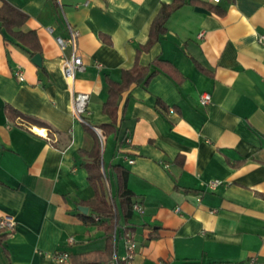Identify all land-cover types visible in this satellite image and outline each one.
Masks as SVG:
<instances>
[{
  "label": "crops",
  "instance_id": "crops-1",
  "mask_svg": "<svg viewBox=\"0 0 264 264\" xmlns=\"http://www.w3.org/2000/svg\"><path fill=\"white\" fill-rule=\"evenodd\" d=\"M4 1L28 15L22 29L37 32L43 65L0 24V217L16 221L11 233L0 229V264H60L58 250H106L103 220L84 217L94 214L87 164L98 139L108 201L120 207L123 170L143 207L109 234L119 256L130 232L131 264H248L252 256L264 264V0H186L150 45L153 19L173 0ZM69 24L85 64L74 89L88 94L89 121L103 136L73 112L64 74L71 46L56 40ZM136 65L154 74L105 110L110 81Z\"/></svg>",
  "mask_w": 264,
  "mask_h": 264
},
{
  "label": "trees",
  "instance_id": "trees-1",
  "mask_svg": "<svg viewBox=\"0 0 264 264\" xmlns=\"http://www.w3.org/2000/svg\"><path fill=\"white\" fill-rule=\"evenodd\" d=\"M186 0H173L172 3L163 4L158 14L152 21L150 29V40L148 45L153 44L159 36L166 30V22L171 13L182 6ZM210 8V7H209ZM211 9V8H210ZM28 20V15L21 9L15 7L8 1H4L0 6V24L4 26L10 34L16 39L25 44L32 55L41 53V44L38 34L35 30L25 31L22 26ZM150 67H140L136 65L133 69L125 70L123 72L121 82L110 81V98L105 104V110L115 107L122 91L129 88L133 83L147 82L154 73H149ZM90 127V126H89ZM103 133L108 130L101 127ZM93 129V128H92ZM91 162L87 164L88 178L95 189V197L90 202L93 209V215H84L88 221L96 222L95 216L99 220H103L101 225L106 228L108 233L107 248L104 252H95L84 254L82 256H70L73 264H112L115 254L114 238L110 233H114L116 228L121 224L120 217L123 215L128 219L133 212V191L128 187L126 180V171H121L120 185L118 189V196L120 199V207L113 208V205L108 201L105 191V179L107 173L103 170V160L101 154V144L98 141L95 143L92 150L89 152ZM121 208V209H120ZM109 220V222H107ZM127 230H133L130 227H125ZM121 264H126L121 262Z\"/></svg>",
  "mask_w": 264,
  "mask_h": 264
},
{
  "label": "built area",
  "instance_id": "built-area-1",
  "mask_svg": "<svg viewBox=\"0 0 264 264\" xmlns=\"http://www.w3.org/2000/svg\"><path fill=\"white\" fill-rule=\"evenodd\" d=\"M213 2H219L220 0H211ZM69 36L68 37H56V40L62 49L71 46V50L68 56H65L64 60V74L68 82L70 83L71 89L73 90V112L76 117L84 124L93 128L100 136H103L101 130L93 125L89 121V111H88V101L89 96L87 93L82 91H76L74 89V82L76 79V74L85 69V64L83 58L78 50V37L80 35L79 30L75 29L72 25H68ZM258 40L264 44V34L259 35ZM15 76L24 80V75L20 70L15 72ZM212 100L210 93H202L200 97V102L204 105L209 104ZM130 163H134V159H129ZM220 184L218 179L211 180L207 184L208 188L215 189ZM133 208L138 211H143V207L139 202L133 204ZM99 220L98 217H96ZM16 227L15 219L10 215H3L0 217V229L4 230L6 233H11ZM125 247L126 253L123 256H119L116 251L112 260V264H121L125 262L126 264H131L132 259L136 253L137 243L134 239L133 234L126 232L125 235ZM74 238L71 237L69 242H73ZM54 259L60 264H65L70 259V253L65 250H58L54 253ZM248 264H263L257 256H252Z\"/></svg>",
  "mask_w": 264,
  "mask_h": 264
},
{
  "label": "water",
  "instance_id": "water-1",
  "mask_svg": "<svg viewBox=\"0 0 264 264\" xmlns=\"http://www.w3.org/2000/svg\"><path fill=\"white\" fill-rule=\"evenodd\" d=\"M195 9H196V11H200V12H204V13H208L209 12L206 8L200 7V6H197ZM32 61L37 66L41 67L43 65L42 54L41 53L34 54V56L32 57ZM79 209L83 213H88L89 212V207H87V206H80Z\"/></svg>",
  "mask_w": 264,
  "mask_h": 264
},
{
  "label": "bare ground",
  "instance_id": "bare-ground-1",
  "mask_svg": "<svg viewBox=\"0 0 264 264\" xmlns=\"http://www.w3.org/2000/svg\"><path fill=\"white\" fill-rule=\"evenodd\" d=\"M37 131H38L39 133H42V134H45V133H46L44 129H37Z\"/></svg>",
  "mask_w": 264,
  "mask_h": 264
}]
</instances>
